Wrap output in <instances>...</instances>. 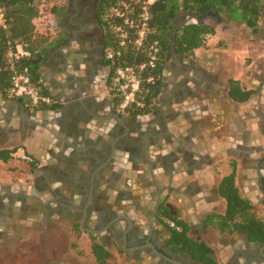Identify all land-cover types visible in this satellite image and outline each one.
<instances>
[{
  "label": "crops",
  "instance_id": "obj_1",
  "mask_svg": "<svg viewBox=\"0 0 264 264\" xmlns=\"http://www.w3.org/2000/svg\"><path fill=\"white\" fill-rule=\"evenodd\" d=\"M193 17L209 23L211 16ZM231 23L228 31L209 23L217 33L195 63L174 55L153 110L133 116L114 110L108 90L70 83L60 45L42 28L39 73L54 106L0 91V150H14L12 159L0 158V264H86L71 246L59 253L61 232L70 243L95 234L120 263L202 264L169 247L171 232L158 217L164 201L219 263L264 264V243L208 223L226 211L219 187L233 162L241 192L264 210V35ZM231 79L254 91L248 101L232 97ZM32 244L48 256L27 263Z\"/></svg>",
  "mask_w": 264,
  "mask_h": 264
},
{
  "label": "trees",
  "instance_id": "obj_2",
  "mask_svg": "<svg viewBox=\"0 0 264 264\" xmlns=\"http://www.w3.org/2000/svg\"><path fill=\"white\" fill-rule=\"evenodd\" d=\"M0 5L6 19L5 26L0 25V91L13 95L12 75L26 71L33 83L44 94H49L39 73L40 65L46 60L42 48L46 40L35 34L34 20L39 15L36 0H0ZM182 11L213 12L217 16L227 13L257 32L264 20V0H100L98 12L105 28V55L111 68L109 90L114 108L120 110V114L150 113L162 91L163 72L173 51L181 54L183 63L193 64L197 60L196 51L207 47L209 38L217 33L209 23L175 26V19ZM19 44L30 54L16 56ZM127 68L134 72L139 85L134 99L122 108L126 92L121 86L125 80L116 79L118 70ZM229 84L232 97L239 102L248 101L254 94L253 90L244 89L237 79H231ZM54 104L43 106L53 107ZM13 151L0 150V158L12 159ZM35 167L37 164L32 163V168ZM236 173L233 162L232 171L222 178L219 187L226 201V211L209 216L208 223L221 232L247 231L252 242L264 243V210L244 196ZM158 217L171 232L168 245L174 253H188L202 264H221L206 241L190 236V224L181 217L179 210L172 209L164 201ZM75 229L81 230L79 225ZM71 246L86 264H129L117 262L115 255L93 233L85 237V242L80 234L77 235Z\"/></svg>",
  "mask_w": 264,
  "mask_h": 264
},
{
  "label": "flooded vegetation",
  "instance_id": "obj_3",
  "mask_svg": "<svg viewBox=\"0 0 264 264\" xmlns=\"http://www.w3.org/2000/svg\"><path fill=\"white\" fill-rule=\"evenodd\" d=\"M57 1L51 8L55 21L50 33L60 45L61 70L68 72L69 82L76 86L106 89L110 93L111 68L105 55V28L98 12L100 0ZM174 55L181 54L173 51ZM97 99L99 103L103 101L101 96L93 98ZM110 101L114 108L112 97Z\"/></svg>",
  "mask_w": 264,
  "mask_h": 264
},
{
  "label": "rangeland",
  "instance_id": "obj_4",
  "mask_svg": "<svg viewBox=\"0 0 264 264\" xmlns=\"http://www.w3.org/2000/svg\"><path fill=\"white\" fill-rule=\"evenodd\" d=\"M151 1V0H150ZM153 1V0H152ZM151 1V2H152ZM56 2H58L57 0H36V5L39 8V15L35 18L34 22H35V34H37V36H39L40 39H42V28L46 27L47 29L53 26V21H55V15L51 12V8L54 4H56ZM193 12H180L178 17L175 19V24H179V23H185V22H192L195 18L192 15ZM223 15L226 17L222 20H220L219 16H214L211 15L210 18H208L206 21L212 24H217L220 28L219 29H224L223 31H228V26H232L231 21H233V19H230V15L227 13H223ZM222 21V22H218V21ZM219 23V24H218ZM238 30L242 32L243 36L248 35V33H250L251 35H255V36H259V35H264V23L262 24V28L260 31V28L257 32H253L252 29H248V33L246 32V28L243 27L242 25L237 26ZM236 28V27H235ZM237 29V28H236ZM44 30V29H43ZM49 30V36H53V34H51L50 29ZM253 33V34H252ZM225 35V32L223 33ZM241 47H245L242 46ZM258 55V54H257ZM261 56V55H260ZM117 81H119L118 79H116ZM121 89L124 90L121 86ZM129 92V91H128ZM127 94V93H125ZM126 100V98H125ZM35 208V206H34ZM36 208L38 209V206H36ZM44 222H42L43 224ZM51 229H61L59 227V225L56 224H50L48 226ZM65 232V231H64ZM55 241L57 242V244H59L60 249H61V254H63L64 252L68 253V246H71L70 241L68 242V237L66 234H63V232H61V234L57 237H54ZM47 244H49V240H47L46 242ZM43 244V243H42ZM42 244H32L31 245V252L30 254H28L26 262L30 263L33 260H40L42 259V257H44V255L46 254L48 256V254L44 251V248L42 247ZM55 244V243H53ZM72 250H74V248H72V246L70 247ZM51 256H57L59 254H56V252L54 250L50 251ZM69 260H72V264H77L76 261H74V259L69 258ZM115 260L117 262H122V257H118V255H115ZM91 264V263H90Z\"/></svg>",
  "mask_w": 264,
  "mask_h": 264
},
{
  "label": "built area",
  "instance_id": "obj_5",
  "mask_svg": "<svg viewBox=\"0 0 264 264\" xmlns=\"http://www.w3.org/2000/svg\"><path fill=\"white\" fill-rule=\"evenodd\" d=\"M152 1V0H151ZM149 0V2H151ZM147 12L145 13V18H147ZM5 12L4 8L0 5V25L5 26ZM143 34V31L141 32ZM141 40L139 39V42ZM16 56L19 55H29L30 52L24 48L23 44L17 46ZM120 80H125V84L122 85V88L127 93L126 100L121 105L122 108H125L130 101L134 99V92L138 89L139 81L136 78L134 72L127 69L118 70V78ZM12 86L11 93L18 98H24L34 106H43L51 105L55 102L54 98L50 94H44L42 90L37 87L28 72H15L11 78ZM129 91V92H127Z\"/></svg>",
  "mask_w": 264,
  "mask_h": 264
},
{
  "label": "water",
  "instance_id": "obj_6",
  "mask_svg": "<svg viewBox=\"0 0 264 264\" xmlns=\"http://www.w3.org/2000/svg\"><path fill=\"white\" fill-rule=\"evenodd\" d=\"M192 15L193 16H197V18L198 17H201V18L203 17L204 18V17H208V16H211V15L216 16V14L213 13V12H206V13H201V14H197V15H194V13H192ZM188 23H192V22H185V23L181 24L180 26H183V25L188 24ZM194 23H205V22H203V20H201V19H196Z\"/></svg>",
  "mask_w": 264,
  "mask_h": 264
}]
</instances>
